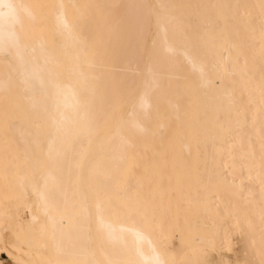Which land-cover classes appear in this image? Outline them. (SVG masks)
<instances>
[{"label":"bare ground","instance_id":"obj_1","mask_svg":"<svg viewBox=\"0 0 264 264\" xmlns=\"http://www.w3.org/2000/svg\"><path fill=\"white\" fill-rule=\"evenodd\" d=\"M197 244L264 264V0H3L0 264Z\"/></svg>","mask_w":264,"mask_h":264},{"label":"rangeland","instance_id":"obj_2","mask_svg":"<svg viewBox=\"0 0 264 264\" xmlns=\"http://www.w3.org/2000/svg\"><path fill=\"white\" fill-rule=\"evenodd\" d=\"M178 264H222V254L207 245L197 244L181 252Z\"/></svg>","mask_w":264,"mask_h":264},{"label":"snow or ice","instance_id":"obj_3","mask_svg":"<svg viewBox=\"0 0 264 264\" xmlns=\"http://www.w3.org/2000/svg\"><path fill=\"white\" fill-rule=\"evenodd\" d=\"M0 6H3V0H0Z\"/></svg>","mask_w":264,"mask_h":264}]
</instances>
